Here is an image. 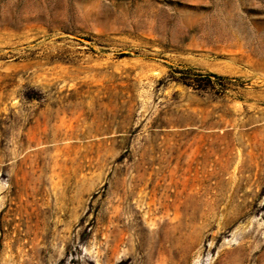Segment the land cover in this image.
Returning <instances> with one entry per match:
<instances>
[{"label":"rangeland","instance_id":"rangeland-1","mask_svg":"<svg viewBox=\"0 0 264 264\" xmlns=\"http://www.w3.org/2000/svg\"><path fill=\"white\" fill-rule=\"evenodd\" d=\"M0 264H264V0H0Z\"/></svg>","mask_w":264,"mask_h":264}]
</instances>
